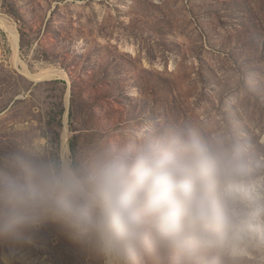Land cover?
<instances>
[{
	"label": "rangeland",
	"instance_id": "rangeland-1",
	"mask_svg": "<svg viewBox=\"0 0 264 264\" xmlns=\"http://www.w3.org/2000/svg\"><path fill=\"white\" fill-rule=\"evenodd\" d=\"M164 126L237 153L259 210L192 264H264V0H0V142L38 131L75 152ZM0 264L100 262L48 225Z\"/></svg>",
	"mask_w": 264,
	"mask_h": 264
},
{
	"label": "clouds",
	"instance_id": "clouds-1",
	"mask_svg": "<svg viewBox=\"0 0 264 264\" xmlns=\"http://www.w3.org/2000/svg\"><path fill=\"white\" fill-rule=\"evenodd\" d=\"M242 158L179 126L54 151L40 132L0 142V245L55 226L100 264H192L260 220Z\"/></svg>",
	"mask_w": 264,
	"mask_h": 264
},
{
	"label": "bare ground",
	"instance_id": "bare-ground-1",
	"mask_svg": "<svg viewBox=\"0 0 264 264\" xmlns=\"http://www.w3.org/2000/svg\"><path fill=\"white\" fill-rule=\"evenodd\" d=\"M12 36L17 40V38H16V36L14 34H12ZM64 146H65V148H67V143L66 142H65ZM61 150H68V148L64 149V147L62 146Z\"/></svg>",
	"mask_w": 264,
	"mask_h": 264
}]
</instances>
